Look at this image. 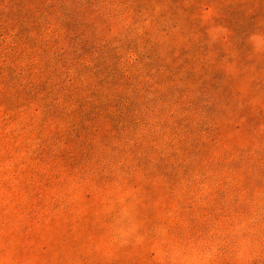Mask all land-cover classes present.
Listing matches in <instances>:
<instances>
[{
  "label": "rangeland",
  "instance_id": "obj_1",
  "mask_svg": "<svg viewBox=\"0 0 264 264\" xmlns=\"http://www.w3.org/2000/svg\"><path fill=\"white\" fill-rule=\"evenodd\" d=\"M0 264H264V0H0Z\"/></svg>",
  "mask_w": 264,
  "mask_h": 264
}]
</instances>
